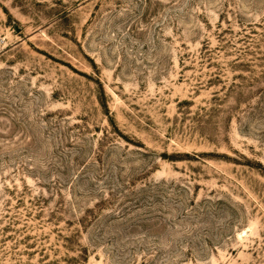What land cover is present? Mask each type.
I'll use <instances>...</instances> for the list:
<instances>
[{"label":"rangeland","instance_id":"374dc122","mask_svg":"<svg viewBox=\"0 0 264 264\" xmlns=\"http://www.w3.org/2000/svg\"><path fill=\"white\" fill-rule=\"evenodd\" d=\"M0 264H264V0H0Z\"/></svg>","mask_w":264,"mask_h":264}]
</instances>
